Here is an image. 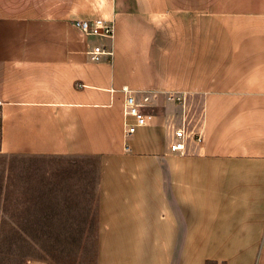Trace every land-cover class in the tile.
<instances>
[{"label": "crops", "instance_id": "crops-1", "mask_svg": "<svg viewBox=\"0 0 264 264\" xmlns=\"http://www.w3.org/2000/svg\"><path fill=\"white\" fill-rule=\"evenodd\" d=\"M95 18L112 40L73 25ZM0 114L1 153L97 159V264H264V0H0Z\"/></svg>", "mask_w": 264, "mask_h": 264}, {"label": "trees", "instance_id": "trees-1", "mask_svg": "<svg viewBox=\"0 0 264 264\" xmlns=\"http://www.w3.org/2000/svg\"><path fill=\"white\" fill-rule=\"evenodd\" d=\"M61 159L92 163L94 165L92 182L91 184L88 180L86 182V173L81 166L76 172L78 175L76 182L70 180L72 169L70 167L61 169L58 174H45L39 184L32 187L35 211L28 209L27 212L10 218V229L3 233L1 238L3 244L8 243L11 248L13 254L11 264L18 261L27 264L34 259L62 264L64 258H69L71 264L77 262L84 264L88 255L93 257V264H97L95 201L98 161L95 158ZM86 186L91 187L90 201L88 206H83L80 195H84L83 189ZM59 193L61 201H58Z\"/></svg>", "mask_w": 264, "mask_h": 264}, {"label": "rangeland", "instance_id": "rangeland-1", "mask_svg": "<svg viewBox=\"0 0 264 264\" xmlns=\"http://www.w3.org/2000/svg\"><path fill=\"white\" fill-rule=\"evenodd\" d=\"M75 166V168H74ZM83 167L86 173V182H92L94 165L90 162H72L69 159L60 158H25L20 156L8 155L0 152V253L1 264H11L13 256L8 243L1 241L3 233L10 229V218L15 215L27 212L28 209L35 211L34 194L32 187L38 185L45 174H58L63 168L72 167L70 173L71 182H76L79 167ZM75 169V170H74ZM88 186V185H87ZM84 188V195H80L83 206H88L90 201L91 187ZM61 201V194L59 193ZM61 204H64L61 202ZM68 211V210H66ZM65 212V210H63ZM7 220L6 222H3ZM93 257L88 255L84 264H93ZM36 260V259H34ZM30 260V261H34ZM62 264H71L69 258H64ZM92 260V261H91ZM28 261L27 264L30 262ZM45 261V260H44ZM51 264V261H46ZM14 264H21L20 261ZM79 264V262H77ZM206 264H217L215 261L207 260Z\"/></svg>", "mask_w": 264, "mask_h": 264}, {"label": "built area", "instance_id": "built-area-1", "mask_svg": "<svg viewBox=\"0 0 264 264\" xmlns=\"http://www.w3.org/2000/svg\"><path fill=\"white\" fill-rule=\"evenodd\" d=\"M73 25L83 36L112 40L115 35V24L104 18L75 20ZM113 52L102 44L93 45L87 55L92 62H100L105 56H112ZM128 93V90L124 88ZM158 99L157 93H145L138 100L135 95L127 94L124 100L123 118L124 135L128 138L136 133L139 128L146 127L153 122L155 115L150 111L154 107V102ZM169 102H176L185 106L182 96L169 94ZM2 131V118L0 114V143ZM175 140L170 143V151L175 154L185 155L187 153L186 143L188 140L201 142V135L194 128L179 127L174 131Z\"/></svg>", "mask_w": 264, "mask_h": 264}]
</instances>
